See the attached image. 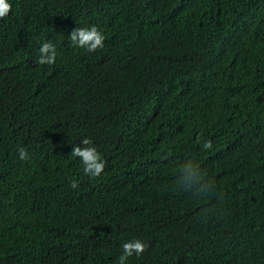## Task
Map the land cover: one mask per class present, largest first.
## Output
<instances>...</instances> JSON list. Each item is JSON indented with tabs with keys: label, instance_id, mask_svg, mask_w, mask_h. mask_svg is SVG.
Segmentation results:
<instances>
[{
	"label": "trees",
	"instance_id": "trees-1",
	"mask_svg": "<svg viewBox=\"0 0 264 264\" xmlns=\"http://www.w3.org/2000/svg\"><path fill=\"white\" fill-rule=\"evenodd\" d=\"M8 2L0 264H119L134 239L126 264H264V0ZM93 25L102 49L71 45ZM84 138L98 177L70 155ZM186 158L212 192L177 189Z\"/></svg>",
	"mask_w": 264,
	"mask_h": 264
},
{
	"label": "clouds",
	"instance_id": "clouds-1",
	"mask_svg": "<svg viewBox=\"0 0 264 264\" xmlns=\"http://www.w3.org/2000/svg\"><path fill=\"white\" fill-rule=\"evenodd\" d=\"M12 5L8 0H0V20L4 19L11 12ZM68 39L72 46L85 49L89 53H94L98 49L104 47L106 40L105 34L102 33L95 25L91 27H76L74 28ZM40 56L37 61L41 65H51L56 60V49L51 42L42 44L40 47ZM197 143H200V138H197ZM202 147L204 149H211L213 147L211 140L203 141ZM26 154L22 155L24 158ZM73 157H78L83 163V171L85 175L98 177L104 171L105 161L102 159L101 153L93 146L90 139L84 138L80 145H75L70 153ZM182 174V175H181ZM193 185L197 187L194 189L196 193H203L206 189L212 192L213 185L205 179V173L199 168V165L191 158H186L177 169V176L175 179V186L178 190L189 192L193 190ZM70 187L75 189L78 187L76 180H73ZM123 252L119 257V264H126L129 257L142 254L146 245L139 239L124 242L122 244Z\"/></svg>",
	"mask_w": 264,
	"mask_h": 264
}]
</instances>
